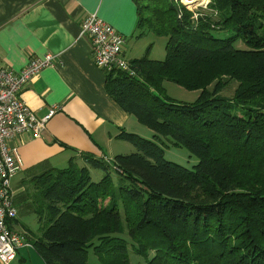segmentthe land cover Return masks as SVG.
Masks as SVG:
<instances>
[{
  "label": "trees",
  "instance_id": "obj_1",
  "mask_svg": "<svg viewBox=\"0 0 264 264\" xmlns=\"http://www.w3.org/2000/svg\"><path fill=\"white\" fill-rule=\"evenodd\" d=\"M210 2L194 22L169 0H134L137 37L164 38L166 56L130 60L105 91L152 140L125 133L132 154L84 153L23 180L12 200L35 217L25 237L44 264H264V0ZM169 82L195 102L169 100ZM169 146L197 164L167 161Z\"/></svg>",
  "mask_w": 264,
  "mask_h": 264
},
{
  "label": "crops",
  "instance_id": "obj_2",
  "mask_svg": "<svg viewBox=\"0 0 264 264\" xmlns=\"http://www.w3.org/2000/svg\"><path fill=\"white\" fill-rule=\"evenodd\" d=\"M136 10L134 0H0V67L17 72L31 58L49 54L55 59L20 93L21 102L37 119L46 117L51 109L55 113L46 121L40 139L26 134L8 143L17 149L21 162L12 179L17 180L9 186L13 199L21 192L23 180L63 170L84 153L109 162L113 156L131 151L123 134L143 133L138 122L107 95L105 76L89 56L88 40L79 36L83 19L95 14L125 43L129 36H138ZM20 216L17 212L10 227L29 237L20 225ZM30 249L24 248L21 254L27 256V262L34 260ZM19 251L9 264H24Z\"/></svg>",
  "mask_w": 264,
  "mask_h": 264
},
{
  "label": "built area",
  "instance_id": "obj_3",
  "mask_svg": "<svg viewBox=\"0 0 264 264\" xmlns=\"http://www.w3.org/2000/svg\"><path fill=\"white\" fill-rule=\"evenodd\" d=\"M79 36L88 40L89 56L96 69L105 78L109 73L123 72L131 76L133 70L123 53L124 38L114 31L95 14L86 16L80 27ZM49 54L41 58H31L19 71L0 67V264H9L15 260L20 249L31 245L21 235L14 232L10 225L16 219L17 212L13 204L10 183L21 168L17 149L9 147L10 140L21 135L40 139L45 131L46 121L55 113L37 119L21 102L20 93L30 80L40 71L54 63Z\"/></svg>",
  "mask_w": 264,
  "mask_h": 264
},
{
  "label": "rangeland",
  "instance_id": "obj_4",
  "mask_svg": "<svg viewBox=\"0 0 264 264\" xmlns=\"http://www.w3.org/2000/svg\"><path fill=\"white\" fill-rule=\"evenodd\" d=\"M210 1L211 0H207L206 3H204L202 5H197L196 7H193V9H191V8L187 9L188 11H190L192 13L194 22H195L196 18H198V16H199V14L196 12H199V10L204 12V10L206 9V6L209 3H211ZM169 2L173 3L174 6L180 5L186 9L185 4L181 3L180 0H169ZM136 37H137V35H134V36H129L128 38L125 39V45L123 47V51H124V55L127 57L126 59H128V60L140 59L146 55L147 58L151 61H163L164 60V58L166 56V54H165L166 42H165L164 38H159V37H157L151 33L144 35L141 38H136ZM235 47L240 48V49L245 48V46L240 42L236 43ZM130 54H136L137 57L136 56L132 57V56H130ZM224 86L225 87L223 89H221L222 91L220 92V95L222 97L229 99V98H231V96L233 94L234 84H233V82L232 83L230 82ZM162 87H163L162 92H164V95L169 100L176 102V103H182V104L183 103H187V104L193 103V102H195V99L198 97V94H199L198 91L190 92V91L184 90L183 88L181 89L171 82L163 83ZM138 125H139L140 129L143 131V133H140V134H143L146 137L145 136L143 137L142 135L136 134V133H132V135L135 134L142 139L152 140L151 131H148L147 128H144L140 124H138ZM129 134H131V133L129 132ZM128 146H131V151L124 152V153H126L127 155L134 153L135 149L132 147V145H128ZM163 151H164L163 156L165 157V159L167 161L172 162V163L175 162L176 164H178L182 167H187L189 169H192L193 166L196 165L198 162L196 158H194L193 156H191L187 152L186 148L184 149V148H179V147H175V146H172V147L169 146V147L163 148ZM126 154H123V155H126ZM115 156H117V155H115ZM119 156H122V155H119ZM113 157H112V159H113ZM68 166L69 165H67L65 168H67ZM65 168H63V169H65ZM90 171L92 172L91 173V179L93 182H96L98 179H100L104 175L101 171H98V170L97 171L90 170ZM16 180H17V178H15L14 180L11 181V186H13V184L16 182ZM16 217H17V215H16ZM19 222H20V225H22V227H24V229L32 235L31 237L36 238V236L38 235V231H37V225H36L34 216H32V215L20 216ZM18 234H20V233H18ZM24 238L26 239V237H24ZM22 250L23 251H19L20 256H22L21 254L24 253V251H25L24 249H22ZM29 253H30V257L34 258V260L27 262L28 261L27 256L23 255L22 259L24 260V264H44L43 262H41L42 260L40 259V257L32 249H30ZM92 261L93 260H91V262Z\"/></svg>",
  "mask_w": 264,
  "mask_h": 264
},
{
  "label": "bare ground",
  "instance_id": "obj_5",
  "mask_svg": "<svg viewBox=\"0 0 264 264\" xmlns=\"http://www.w3.org/2000/svg\"><path fill=\"white\" fill-rule=\"evenodd\" d=\"M207 0H180L181 3L187 5V6H197V5H202L206 3Z\"/></svg>",
  "mask_w": 264,
  "mask_h": 264
},
{
  "label": "water",
  "instance_id": "obj_6",
  "mask_svg": "<svg viewBox=\"0 0 264 264\" xmlns=\"http://www.w3.org/2000/svg\"><path fill=\"white\" fill-rule=\"evenodd\" d=\"M186 6V9H188V8H191V9H193V6L191 5V6H187V5H185ZM194 7H196V6H194Z\"/></svg>",
  "mask_w": 264,
  "mask_h": 264
}]
</instances>
